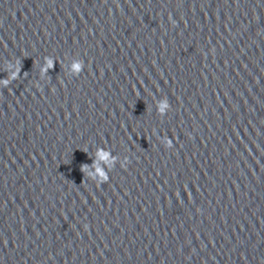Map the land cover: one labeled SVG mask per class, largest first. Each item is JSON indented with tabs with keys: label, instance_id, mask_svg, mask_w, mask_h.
<instances>
[{
	"label": "clouds",
	"instance_id": "1",
	"mask_svg": "<svg viewBox=\"0 0 264 264\" xmlns=\"http://www.w3.org/2000/svg\"><path fill=\"white\" fill-rule=\"evenodd\" d=\"M45 60H46L47 67H42L40 69V71L42 73H47L49 71V69H53L54 65L56 63L55 61H53L51 58H48V57H45ZM18 63H19V61H18ZM76 67L79 69L81 67V65L77 64ZM20 73H21V66L17 67L16 71H14L10 77L5 78L4 80L0 81V83H2L4 85V87L6 88V87H8L10 80L15 81L20 77ZM137 95H139V93H137ZM169 110H170V104L168 102L167 97H165L164 103L157 105V113H158V115L163 117ZM153 133L155 134V130H153ZM161 142L165 145L166 148H172L173 147L172 140L168 139L167 136H165ZM84 152H87V150L84 149ZM109 155H110V153L106 149H103V148H97L95 151V156H98L101 159L106 160ZM90 158H92V160H93L92 164L89 165V164L85 163V164L81 165L80 170L84 174V177L95 182L97 184V186H99L102 183H107L109 181L108 173L112 169L110 168L108 172L101 173V175L103 176V179L100 181H97L94 178L93 174L89 171V169L96 168L97 172H100V169L97 167V161L93 157H90ZM112 158H113V161H115L116 157L113 156ZM128 162L129 161H128L127 157H125L123 162L121 163V167L122 168L126 167Z\"/></svg>",
	"mask_w": 264,
	"mask_h": 264
}]
</instances>
